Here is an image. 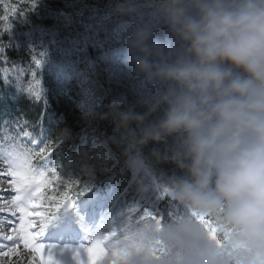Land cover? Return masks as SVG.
I'll use <instances>...</instances> for the list:
<instances>
[{
    "label": "clouds",
    "instance_id": "9594fccd",
    "mask_svg": "<svg viewBox=\"0 0 264 264\" xmlns=\"http://www.w3.org/2000/svg\"><path fill=\"white\" fill-rule=\"evenodd\" d=\"M153 2L151 27L125 46L133 72L156 91L143 113L121 111L116 99L105 117L136 149L126 161L133 173L150 175L139 150L153 142L165 144L153 158L184 174L154 182L170 205L154 213L160 219L126 213L104 233L99 264H264V0ZM113 11L136 9L124 0ZM161 24L179 45L168 54L149 43Z\"/></svg>",
    "mask_w": 264,
    "mask_h": 264
},
{
    "label": "trees",
    "instance_id": "16d2710c",
    "mask_svg": "<svg viewBox=\"0 0 264 264\" xmlns=\"http://www.w3.org/2000/svg\"><path fill=\"white\" fill-rule=\"evenodd\" d=\"M138 1L131 0L133 6ZM123 2L0 0V151L43 171L48 183L41 204L53 215L66 206L80 212L110 192L105 206L126 208L132 217L145 208L170 210L167 200H157L149 178L128 168L130 149H136L105 117L116 99L123 101L121 111L143 113L142 101L156 91L133 72L125 46L133 32L151 27L156 5L143 0L132 16L114 14ZM149 43L163 46L165 54L179 47L163 24L152 28ZM164 150V143L153 142L139 150L158 184L184 174L151 155ZM65 193L71 205L56 210Z\"/></svg>",
    "mask_w": 264,
    "mask_h": 264
},
{
    "label": "snow or ice",
    "instance_id": "6c2138e0",
    "mask_svg": "<svg viewBox=\"0 0 264 264\" xmlns=\"http://www.w3.org/2000/svg\"><path fill=\"white\" fill-rule=\"evenodd\" d=\"M40 151L43 154L45 150L41 149ZM4 174L11 177L9 181L10 189L15 194L10 199L0 195V241L7 242L0 243V264H5V261L12 264V257L17 255L15 245L18 242H22L24 248L36 253L39 256L40 264H56L50 252H47L46 255L44 254V245L36 243V237L30 231L34 227L30 217H40L39 234L41 235L54 214V212L30 211V208L42 206L43 188L47 186L48 182L43 176L38 177L35 175L31 168L19 158L13 160ZM34 187L35 191L32 190ZM71 201V198L65 193L54 207L57 210L65 203L71 205ZM143 213L144 215L153 216L155 219L161 218L155 216L154 212L146 208ZM17 214H19L18 222L13 220V218L17 217ZM129 215L131 216L130 213ZM6 229H10V231H6ZM110 236L111 234L97 235L91 240L89 246L84 249L87 254L88 264H99V257L103 252L107 251V243Z\"/></svg>",
    "mask_w": 264,
    "mask_h": 264
},
{
    "label": "rangeland",
    "instance_id": "374dc122",
    "mask_svg": "<svg viewBox=\"0 0 264 264\" xmlns=\"http://www.w3.org/2000/svg\"><path fill=\"white\" fill-rule=\"evenodd\" d=\"M145 3L147 2H143V0L136 2L135 4L137 5L134 6L136 11L141 9ZM135 86L137 85L135 84ZM129 155L131 158L135 155V153H133L130 149ZM15 159L16 158L8 157L5 152L0 151V195H3L6 199H10V197L15 194L10 189L9 181L11 180V177L4 174L6 173L9 165L12 164ZM31 170L38 177L43 176L41 171L34 170L32 168ZM141 172L144 173L143 171ZM154 182L155 181L153 179L150 181L152 185H154ZM32 190L35 191V187ZM109 209L110 210L98 215L97 218L100 221H95L92 224H90V220L88 218L84 219L82 216H77V218H68L67 221H61L62 219H58L53 222V219H50L48 222L50 225L44 228L41 235L39 234L40 217L33 216L30 217V219L32 220L34 227L30 229V231H32L33 235L36 237L35 242L44 245V254L46 255L47 252H50L56 264H88L87 254L84 249L89 246L91 240L95 236L103 235L110 227L118 225L125 215L124 210H117V212H114L111 208ZM30 211L51 212L49 208L44 207L43 205L38 208H30ZM64 213H66V210ZM18 217L19 214H17V217L13 218V220L18 222ZM65 224H69L70 227L74 229L76 228L75 225H78V228L80 229L78 231L81 233L82 238L80 239L79 237H75L73 235L74 237L72 240H63L62 237L65 234L63 231ZM58 229L60 231H58ZM6 231H10V229H6ZM50 232H52V235L49 234ZM49 236H52L54 239L51 237L49 238ZM0 243L7 242L0 241ZM15 246L17 248V255L12 257V264H16V262H19V264H40L39 256L36 253L31 252L30 249L24 248L22 242H18ZM21 253H23V255H21Z\"/></svg>",
    "mask_w": 264,
    "mask_h": 264
}]
</instances>
